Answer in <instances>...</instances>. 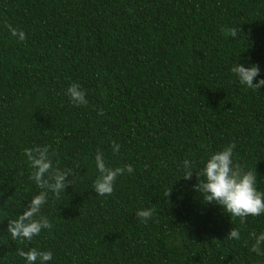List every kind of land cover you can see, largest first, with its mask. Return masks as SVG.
I'll use <instances>...</instances> for the list:
<instances>
[{
    "label": "trees",
    "instance_id": "obj_1",
    "mask_svg": "<svg viewBox=\"0 0 264 264\" xmlns=\"http://www.w3.org/2000/svg\"><path fill=\"white\" fill-rule=\"evenodd\" d=\"M236 63L264 78V0H0V264H26L18 250L31 248L51 251L47 264H264L249 237L264 214L241 224L194 189L234 141V162L264 192V86L242 85ZM72 83L87 105L71 102ZM36 146L73 185L48 193L52 229L21 243L7 226L41 191L25 155ZM98 150L109 167H134L111 195L93 189ZM233 227L240 240L226 238Z\"/></svg>",
    "mask_w": 264,
    "mask_h": 264
},
{
    "label": "clouds",
    "instance_id": "obj_2",
    "mask_svg": "<svg viewBox=\"0 0 264 264\" xmlns=\"http://www.w3.org/2000/svg\"><path fill=\"white\" fill-rule=\"evenodd\" d=\"M8 28L13 37H17L20 41L27 39L24 30L14 28L11 25H8ZM237 32L236 28L226 30V34L232 37H236ZM231 71L239 78L240 83L249 89L259 90L261 86H264V78L254 83L255 78L260 73L257 64L245 67L243 64L236 63ZM67 95L74 105L88 104L86 92L78 83H72L69 86ZM49 147L36 146L25 149V155L33 169L29 179L34 181L41 191L31 199L26 210L18 218L8 221L7 231L13 240H18L21 243L25 240L31 241L42 230L52 229L53 224L47 216L41 214L42 206L47 203L48 193L51 192L56 198H59L61 193L66 192V187L69 184L73 185L71 179H66V177L71 176L72 170L62 171L59 167H54L49 155ZM120 147L115 141L112 142L114 154L119 153ZM235 148L236 143L233 141L223 150L213 153L205 166L195 173L198 183L194 185V189L202 195L205 203L216 202L222 206L227 214H230L232 220L239 218L240 223L243 224L249 216L264 214V192L257 189L256 170H245L242 165L234 162ZM95 160L100 175L95 180L93 189L99 196L113 194L118 176L134 173V167L131 164L115 168L107 166L100 150L97 151ZM193 164L194 162L188 159L183 161L184 174L182 178L186 180L192 178L194 174ZM171 191L172 188L166 191L164 196L170 197ZM153 212L154 209L152 208L140 209L135 215L138 219L147 222L152 217ZM249 237L253 241L251 251L259 256H264V232L259 235L256 232H251ZM226 238L240 240V230L233 227ZM18 255L25 259L26 264H36L37 261L39 264H47L53 258L51 251H41L36 248H31L28 251L19 249Z\"/></svg>",
    "mask_w": 264,
    "mask_h": 264
}]
</instances>
